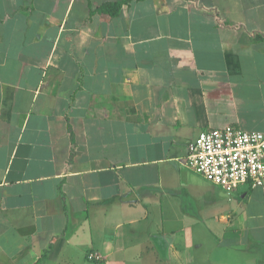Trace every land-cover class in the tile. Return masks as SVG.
<instances>
[{
    "label": "crops",
    "instance_id": "crops-1",
    "mask_svg": "<svg viewBox=\"0 0 264 264\" xmlns=\"http://www.w3.org/2000/svg\"><path fill=\"white\" fill-rule=\"evenodd\" d=\"M0 0V264H264V190L184 165L264 131V0Z\"/></svg>",
    "mask_w": 264,
    "mask_h": 264
},
{
    "label": "built area",
    "instance_id": "built-area-1",
    "mask_svg": "<svg viewBox=\"0 0 264 264\" xmlns=\"http://www.w3.org/2000/svg\"><path fill=\"white\" fill-rule=\"evenodd\" d=\"M184 165L227 192L244 183L264 190V131L205 129L187 144Z\"/></svg>",
    "mask_w": 264,
    "mask_h": 264
},
{
    "label": "trees",
    "instance_id": "trees-1",
    "mask_svg": "<svg viewBox=\"0 0 264 264\" xmlns=\"http://www.w3.org/2000/svg\"><path fill=\"white\" fill-rule=\"evenodd\" d=\"M127 1L128 0L103 3L96 6L93 10H90V13H93L95 11L99 14L114 16L119 12L121 5Z\"/></svg>",
    "mask_w": 264,
    "mask_h": 264
}]
</instances>
